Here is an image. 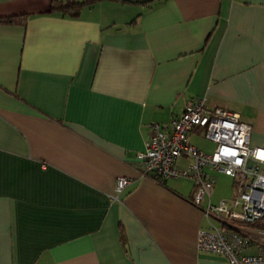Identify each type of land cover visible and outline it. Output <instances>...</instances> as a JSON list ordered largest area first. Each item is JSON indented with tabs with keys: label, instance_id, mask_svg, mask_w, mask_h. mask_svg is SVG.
<instances>
[{
	"label": "crops",
	"instance_id": "1",
	"mask_svg": "<svg viewBox=\"0 0 264 264\" xmlns=\"http://www.w3.org/2000/svg\"><path fill=\"white\" fill-rule=\"evenodd\" d=\"M127 1L70 18L0 0V17L30 16L0 23V264H227L197 248L223 223L193 205V181L142 178L137 156L201 97L264 148V0ZM190 142L215 149L199 130ZM209 173L213 198L224 174Z\"/></svg>",
	"mask_w": 264,
	"mask_h": 264
},
{
	"label": "built area",
	"instance_id": "2",
	"mask_svg": "<svg viewBox=\"0 0 264 264\" xmlns=\"http://www.w3.org/2000/svg\"><path fill=\"white\" fill-rule=\"evenodd\" d=\"M196 130L215 145L213 152L190 142ZM251 133L239 114L210 108L201 97L169 124H153L146 151L137 156L142 178L193 181V205L203 208L208 221L223 223L222 228L209 223L210 228L201 229L197 248L223 257L227 264H264V148L251 145ZM182 158L188 161L186 166L179 165ZM209 171L233 178L232 198L213 203L215 181ZM131 182L118 178L116 191L122 192Z\"/></svg>",
	"mask_w": 264,
	"mask_h": 264
},
{
	"label": "trees",
	"instance_id": "3",
	"mask_svg": "<svg viewBox=\"0 0 264 264\" xmlns=\"http://www.w3.org/2000/svg\"><path fill=\"white\" fill-rule=\"evenodd\" d=\"M101 1H112L127 3V0H53L51 12H59L65 17L78 18L85 7H90ZM153 1V0H152ZM148 3V2H146ZM145 4V3H144ZM29 15H14L9 17H0V23L9 25L25 26ZM161 181L162 180H158Z\"/></svg>",
	"mask_w": 264,
	"mask_h": 264
},
{
	"label": "rangeland",
	"instance_id": "4",
	"mask_svg": "<svg viewBox=\"0 0 264 264\" xmlns=\"http://www.w3.org/2000/svg\"><path fill=\"white\" fill-rule=\"evenodd\" d=\"M204 147H208L209 151H212L214 149V146L210 143L205 145ZM217 190L216 193H214L212 201L213 203H218L222 198L230 199L233 196V178L232 177H227L225 175H218L217 176ZM207 201L205 200L204 204H206ZM211 224L217 228H222V224L219 222L211 221ZM207 228H210V224L208 225Z\"/></svg>",
	"mask_w": 264,
	"mask_h": 264
}]
</instances>
